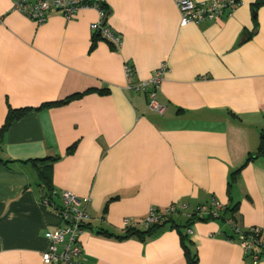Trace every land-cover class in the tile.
<instances>
[{"label":"crops","instance_id":"0c3cea01","mask_svg":"<svg viewBox=\"0 0 264 264\" xmlns=\"http://www.w3.org/2000/svg\"><path fill=\"white\" fill-rule=\"evenodd\" d=\"M15 1L0 0V128L8 108L32 112L0 143V264H43L44 233L61 225L40 203L43 164L32 163L48 157L59 158L46 172L49 186L76 196L91 218L79 236L81 264H185L170 223L144 241L96 230L122 235V219L139 220L151 207L228 204L229 174L264 134V5L253 12L256 0H239L229 16L181 26L174 0H102L104 23L121 41L114 51L101 39L90 49L97 9L69 19L52 13L37 24L13 9ZM162 64L160 115L127 88L124 66L135 84ZM86 90L108 94L41 107ZM230 198L242 227L264 236V154L242 169ZM173 217L184 224L183 215ZM190 229L198 264H253L240 240L223 238L220 221Z\"/></svg>","mask_w":264,"mask_h":264},{"label":"built area","instance_id":"2783aa9c","mask_svg":"<svg viewBox=\"0 0 264 264\" xmlns=\"http://www.w3.org/2000/svg\"><path fill=\"white\" fill-rule=\"evenodd\" d=\"M88 1L90 0H16L13 9L37 24H41L52 13H60L66 19H69L81 8H95L98 11L99 19L90 25V29L92 32L98 31L103 38L119 47L120 38L104 24V12L99 10L95 4L89 6ZM174 2L180 15L181 26L215 21L225 14L229 16L239 4V0H207L200 2L174 0ZM124 69L128 82L127 88L135 93H144L147 98V107L162 115L164 107L158 102L157 93L166 71L165 64H162L149 80L135 84L131 83L132 76L129 66H124ZM53 198H58L59 202L54 203ZM40 203L44 207L50 208L61 220L59 227L46 230L44 233L47 248L41 254V262L43 264H81L82 248L79 243V236L84 230V225L91 220L85 207L82 206L81 200L68 191L58 193L52 190L50 197H44ZM222 209L223 205L216 200H212L210 205H198L193 209L186 203H172L163 209L149 208L147 214L139 220L124 218L121 221V226L123 230L127 228L148 229L152 226L162 225L169 216L177 211H181L185 217H190L194 213L201 218L207 215L216 217ZM250 231L255 234L262 233L259 228H251ZM186 233L191 235L192 230L188 228ZM261 241L264 242V237ZM253 243L254 239L251 236L246 239L240 238V244L246 253L253 248L254 253L251 256V261L253 264H258L264 258L258 257Z\"/></svg>","mask_w":264,"mask_h":264},{"label":"trees","instance_id":"16d2710c","mask_svg":"<svg viewBox=\"0 0 264 264\" xmlns=\"http://www.w3.org/2000/svg\"><path fill=\"white\" fill-rule=\"evenodd\" d=\"M87 4L89 6H92L94 4L97 5L98 9L103 11L105 16L108 13L107 5L102 0H90L87 2ZM261 5H264V0H256L252 5L253 12H255L256 9ZM104 19H105V17H104ZM99 39L106 41L112 50H114V51L117 50L118 46L114 45L110 41L103 38L98 31L93 32L92 44L90 47L91 50L95 47L96 41ZM92 92H96L100 95L108 94V90H86V91L81 92V93H76V94L70 95V96H68L65 99L60 100V101L44 103L41 105V107L52 108V107L65 106V105L69 104L70 102L81 99L85 95L90 94ZM30 112H32V109H28V108H26V109H24V108L23 109H11V108H8L4 124L0 128V143H1V139H2L3 134L5 133L6 129L14 121H17L18 119H20L21 117L25 116L26 114H28ZM75 147H76V144H73L72 146H70V148L67 150V154H72ZM263 154H264V134L260 133L259 146L257 148V151L254 154H249L247 156V158L245 159V161L243 162V164L239 168H237L236 170L232 171L229 174L228 182H227V195H228L229 201H228V204L223 205V209L218 212V215L216 217H212L210 215H207L205 217L199 218L193 212H192L193 214L190 217H185L181 211H177L175 214L169 216L163 222V224L160 226H152L148 229L127 228L126 230H124L122 235H118V236L113 235V234L99 228L96 230V234L102 235V236L107 237V238H113V239H116L119 241L126 240L129 238H137L141 241H144L145 239L152 237L158 230H160L161 228L165 227L167 224L170 223V228L175 229L179 235L180 244H181V247L183 250V256H184L185 264H198V258H197L196 251L193 250V248H192V243L188 239V234L186 233V229L190 228V226L195 222L220 221L222 223V226H223V229L221 230V235L223 236L224 239L231 240V241H236V240L238 241V240H240V238L246 239V238L251 236V238L254 239V243H253L254 249H256L258 257L262 259V258H264V242H262L261 240L264 236L262 233L255 234L254 232L250 231V229H244L242 227V225L239 223V221H237L236 214L238 212L239 206H238V202L232 203L231 198H230V190L233 187V185L236 183L237 179L239 178V175H240L242 169L248 163L255 161L257 159V157L262 156ZM58 159H59L58 157H55V158L48 157V158L32 161L34 166H38V164H40V163L43 164V166L40 165V167H43V169L38 168V174H39L41 181L47 187L46 188L47 189L46 190L47 191V194H46L47 197H50V193L53 189L49 186V184L47 182L46 172L48 169H49V171L51 170L52 164L54 162L58 161ZM0 163L5 164V162L2 161L1 159H0ZM35 163H37V164L35 165ZM46 163H48V164H46ZM210 203H211V201L209 203H207V205H210ZM203 205H206V204H203ZM104 211H106V209ZM176 215H183L185 217V222L183 225L180 226V225H176V224L171 222L174 218L173 216H176ZM88 227H89V224H86V225H84L83 228L86 229ZM253 253H254V250L252 248V250L250 252H247V253L245 252L244 254H245L246 258L251 259V256Z\"/></svg>","mask_w":264,"mask_h":264}]
</instances>
